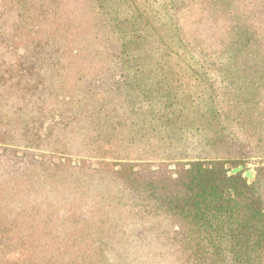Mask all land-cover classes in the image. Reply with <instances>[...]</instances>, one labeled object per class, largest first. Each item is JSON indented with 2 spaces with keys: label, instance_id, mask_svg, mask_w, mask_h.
I'll list each match as a JSON object with an SVG mask.
<instances>
[{
  "label": "rangeland",
  "instance_id": "374dc122",
  "mask_svg": "<svg viewBox=\"0 0 264 264\" xmlns=\"http://www.w3.org/2000/svg\"><path fill=\"white\" fill-rule=\"evenodd\" d=\"M5 1L0 4V241L6 242L1 264L175 260L181 252L172 231L183 233V228L177 223L170 227L168 216L129 213L135 209L131 196L138 191L149 194L153 205L157 195L177 191L186 161L171 158L173 150L149 131L153 120L146 121L144 112L156 111L160 103L146 107L150 100L143 92L136 97L132 83L138 82L125 75L133 73L134 61L116 57L114 48L105 57L103 48L91 42L95 28L90 27L78 30L74 43L61 40L56 31L57 43L37 49L26 39L46 38L65 21L45 12L43 20L26 24L7 11ZM136 1L154 24L157 16L166 21L174 13L169 4L163 8L164 0ZM180 2L173 15L186 28L191 24L195 37L193 19L209 2ZM235 3L236 8L215 12V23L209 20L200 31L211 47L227 44L236 17L252 12L250 4L242 11L241 0ZM90 7L87 0H63L57 9L84 26L93 22ZM125 10L120 12L130 14ZM227 54L201 68L191 61L194 70H207L208 81L197 84L194 75L181 84L196 103L205 101L185 110H210L206 101L214 89L218 108L237 113L235 120L225 121L234 138L226 144L224 167L243 165L239 171L251 170L264 184V62L235 61ZM138 81L139 91L156 87L144 74Z\"/></svg>",
  "mask_w": 264,
  "mask_h": 264
},
{
  "label": "trees",
  "instance_id": "16d2710c",
  "mask_svg": "<svg viewBox=\"0 0 264 264\" xmlns=\"http://www.w3.org/2000/svg\"><path fill=\"white\" fill-rule=\"evenodd\" d=\"M87 1L94 16L93 22L84 26L63 9H57L62 8L63 0H7L5 3L9 4L7 11L24 19L26 24L43 20L45 12L50 16L59 14L65 21L46 38L35 35L26 39H30L37 49L57 43V34L62 36L61 40L74 43L77 39L73 35L78 30L95 28L91 42L103 48L105 57L110 54L109 49L114 48L117 49L116 57L134 61L133 73L127 71L125 75L138 82L132 83L136 97L143 92L150 100L146 107L153 104L150 102L159 101V108L144 112V118L153 120L149 131H155L159 140L173 150L171 158L186 159L185 173L176 182L177 191L157 195L158 203L154 205L147 201L149 194L140 191L133 194L132 208L135 206V209L130 208L129 213L138 217L144 213L168 216V221L172 222L170 227L177 223L183 228V233L172 231L171 237L176 240L181 255L175 260H167L169 264H174L173 261L176 264H264V184L260 176L248 179L241 171L230 173L231 168L224 167L229 152L226 144L234 138L225 121L235 120L237 113L230 110L224 113L218 108L214 89L206 101L210 110L189 112L185 110L188 104H205V101L201 98L196 103L190 90L180 87L194 75L197 84L208 81L207 70H194L191 61L201 68L227 52L226 56L231 60L264 62V31L261 29L264 0H241V10L245 11L248 3L252 12L249 17L244 14L236 17L229 42L221 48L211 47L200 37L201 32L209 26V20L215 23V12L236 8V0H207L208 7H202L199 16L196 15L197 20L193 19L196 38L190 34L191 24L186 28L173 15L182 6L181 0H164L163 8L169 4L174 13H169L166 21L157 16V24L146 14L145 6L140 9L136 0ZM127 8L130 14L120 12ZM160 14H163L162 10ZM56 31L59 33H54ZM143 74L149 83H156L155 88L143 87L140 91L136 88L141 87L138 78ZM170 84L174 88H169ZM233 99L236 103L239 101V98ZM122 149L117 147L116 153L121 155ZM5 243L0 241V264L5 255ZM225 250L228 255L223 253Z\"/></svg>",
  "mask_w": 264,
  "mask_h": 264
},
{
  "label": "water",
  "instance_id": "95a60500",
  "mask_svg": "<svg viewBox=\"0 0 264 264\" xmlns=\"http://www.w3.org/2000/svg\"><path fill=\"white\" fill-rule=\"evenodd\" d=\"M243 168V165H240L238 167H235L233 169L230 170V173H233V172H236V171H239L240 169ZM243 175L248 177V179H253V173L251 172V170L249 169H246L244 172H243Z\"/></svg>",
  "mask_w": 264,
  "mask_h": 264
}]
</instances>
